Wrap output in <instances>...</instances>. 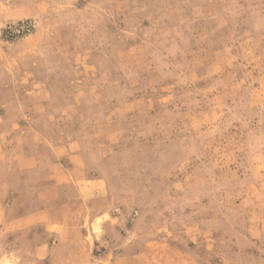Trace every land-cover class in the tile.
<instances>
[{"label":"rangeland","instance_id":"1","mask_svg":"<svg viewBox=\"0 0 264 264\" xmlns=\"http://www.w3.org/2000/svg\"><path fill=\"white\" fill-rule=\"evenodd\" d=\"M0 264H264V0H0Z\"/></svg>","mask_w":264,"mask_h":264}]
</instances>
